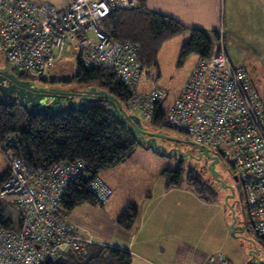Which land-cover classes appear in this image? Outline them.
<instances>
[{
	"label": "built area",
	"instance_id": "obj_1",
	"mask_svg": "<svg viewBox=\"0 0 264 264\" xmlns=\"http://www.w3.org/2000/svg\"><path fill=\"white\" fill-rule=\"evenodd\" d=\"M138 7L139 0H67L61 10L49 3L0 0V54L13 70L43 79L57 60H65L63 55L76 49V60L84 68L111 71L132 94L128 107L151 122L167 93L156 85L138 92L140 80L147 76L139 47L113 39L101 27L111 14ZM219 46L216 55L199 58L165 115V125L228 161L245 195L249 231L264 242V103L246 68L230 63L222 35ZM87 172L81 161L41 171L21 158H10L0 200L16 218L11 219L12 228L0 224V264H54L66 255L64 248L82 254L94 244L80 236L61 211L69 186ZM87 189L98 206L112 196L99 175ZM206 264L231 262L219 255L210 256Z\"/></svg>",
	"mask_w": 264,
	"mask_h": 264
},
{
	"label": "rangeland",
	"instance_id": "obj_2",
	"mask_svg": "<svg viewBox=\"0 0 264 264\" xmlns=\"http://www.w3.org/2000/svg\"><path fill=\"white\" fill-rule=\"evenodd\" d=\"M29 1L38 4L49 3L59 10L63 9L67 3V0ZM235 11H237V8H234ZM259 17L264 19L263 15H259L256 18ZM235 20L236 17H234L231 23V31L228 29L224 31V33H227L224 35L226 36L224 40L228 57L234 65L245 67L247 71L248 69L253 71L249 75L259 98L263 101L264 28L261 34L255 31L251 32L249 28L242 29L240 24L234 22ZM241 30L248 37L242 36ZM89 35L94 36L91 32H89ZM186 39L187 35L180 33L166 41L159 51L157 65L155 67L147 70L142 63L143 71L147 73V76L142 77L137 91L148 92L154 85L164 90L167 95L159 104L164 114L170 111L174 100L180 95L184 84L198 62L195 54H191L185 59L181 58L182 47L189 41L186 42ZM62 58L66 60H57L45 78L29 79L34 80L38 85L42 84L46 86L48 89L58 90L64 87L76 88L74 87L76 85L70 84L67 86L63 82L60 84H52L59 83V81H68L77 72L78 61L76 60V49L71 48ZM253 63L257 65L252 66ZM0 70H9L10 72L13 70L12 66L7 63L2 54H0ZM73 101L74 103L72 104H74L76 109H79L80 105L78 104V100L74 98ZM128 112L138 117L134 109L129 108ZM140 120L143 127H149L150 131L156 132L151 128L152 126L149 122ZM163 133L166 137L175 138L179 141H184V143L160 141L155 143L156 146L154 148L156 147V150H149L144 148V146H148V140L140 136L144 140V146L137 144L119 165L105 169L117 168L113 172H115L114 176L117 180L118 188L111 198L117 196V199L121 201L128 199L129 203H133L136 207L141 208L144 197L147 198L155 195L157 185L164 179V173L173 172L177 169H180L181 173L179 187L187 186L190 173L194 176L202 175L205 179H213L212 175L206 172L207 169L204 163L190 156V153L193 152V147L189 144L192 143V140L188 135L168 127L165 128ZM0 156L3 160L2 162L7 164L6 156L1 151ZM216 170L219 172V177L226 186L234 187L235 198L229 200V202L234 205L237 219L236 226L245 228L244 232L241 234L236 233L235 236L232 235L234 217L230 208L225 203V197L228 192L221 188L218 189L217 185L211 186V191L216 193V196L213 198L214 200H211L212 194L207 193L204 195L207 201H198L199 203L191 195L172 193L170 195V204L162 208L166 223L162 225V228L159 226L158 229H162L168 235L171 240L170 245L173 244L174 241L172 240L175 237H180L188 245H193L194 248L204 250L209 256L218 258L219 255H222L231 264H264V242L257 237L255 232L247 231L249 230V218L246 199L242 188L234 180V171L228 161L223 158H220V161L216 165ZM101 176V178L105 179V175L102 174ZM108 184L114 191L115 184ZM107 206L94 207L84 204L73 211H64L63 213L67 216V223H75L82 231L94 235L100 240L105 239L106 241L116 242L120 238V232H124V229L114 224L111 213H108V215L105 214L104 209ZM114 209L119 219L124 210L121 212L118 210V206H115ZM11 210V208H7V212H12L13 210ZM147 226L150 228V225ZM116 228L119 229L116 230ZM64 251L66 255L63 258H65L64 261L66 263H70L73 260L80 262L83 260V258L71 254L68 248H64ZM70 256L74 257V259Z\"/></svg>",
	"mask_w": 264,
	"mask_h": 264
},
{
	"label": "trees",
	"instance_id": "obj_3",
	"mask_svg": "<svg viewBox=\"0 0 264 264\" xmlns=\"http://www.w3.org/2000/svg\"><path fill=\"white\" fill-rule=\"evenodd\" d=\"M147 3L148 0H139L137 9L115 12L101 22V27L113 39L132 42L139 47L140 60L147 70L157 65L163 43L180 33L188 32L190 35L189 41L182 47V59L191 54L198 55L199 58L212 56L213 42L207 33L186 28L171 17L157 14L148 8ZM212 36L220 42L221 34L214 33ZM11 72L24 81L31 78L16 70ZM61 82L67 86L76 85L74 87L81 92L96 88L99 92L114 97L128 112V102L132 94L107 69H87L78 62L77 72L72 79L52 84ZM89 98L91 100L85 102V108L79 106L78 110L57 115L30 114L18 103L0 101V147L5 145L0 150L9 160L14 157L21 158L27 166L41 171L76 161L87 165L86 177L69 186L61 204L63 212L73 211L84 204L98 206L95 197L87 189L90 180L101 171L120 164L137 146L135 136L126 125L116 119L108 104L97 95H91ZM165 115L159 105L155 107L153 118L149 122L151 128L156 131L154 133L164 134L167 127ZM144 128L150 131L149 127ZM180 174V169L164 173L167 188L180 186ZM6 178L0 177V188ZM187 187L205 201L207 200L204 195L207 193L212 194L211 200L216 196V193L211 191L209 181L202 175L194 176L190 173ZM7 213L6 204L0 200V224L12 228L14 225ZM137 216V210L128 207L119 217L117 224L121 229L129 230ZM71 254L83 260L66 263L65 258H62L54 264H131L132 260L127 251L95 243L87 246L82 254Z\"/></svg>",
	"mask_w": 264,
	"mask_h": 264
},
{
	"label": "crops",
	"instance_id": "obj_4",
	"mask_svg": "<svg viewBox=\"0 0 264 264\" xmlns=\"http://www.w3.org/2000/svg\"><path fill=\"white\" fill-rule=\"evenodd\" d=\"M147 6L151 11L157 14L175 19L186 28L199 29L207 33L213 42L212 55H216L220 48L219 42H217L212 35L214 33H219L222 35L224 50L228 57L224 40L226 37L224 35L227 33H224V31L227 29L231 31L230 26L234 17H236L234 22L240 24L242 29L249 28L251 32L255 31L261 34L264 28V19L261 17L256 18L259 15L264 16V0H148ZM234 8H237V11L234 12ZM185 34L187 35V42L190 35L188 32ZM241 35L248 37V35H244L243 30H241ZM196 56L199 60V56ZM230 63L238 67L234 65L232 61H230ZM255 65L257 64H252V66ZM252 73L253 71L248 69L247 74L251 82L252 79L250 75ZM5 159L7 164L2 162L3 160L0 156L1 178H6L8 175L9 158L6 156ZM115 169L117 168H110L99 174L100 177H102V174L105 175V179L102 178L104 181L106 180L112 185L115 184L113 191V188L105 181L111 188L112 195L116 193L118 188L117 180L114 176L115 172H113ZM163 177L164 179L157 185L155 195H151L147 198L144 197L141 208L136 207L133 203H129L128 199L121 201L117 199V196L110 198L109 202L111 203L109 206H107L109 202L105 205L107 207L104 209V212L107 215L111 213L112 221H114L115 225H118V215H116V211H114L115 206H118V210L121 212L122 210L125 211L128 207H133L138 212V216L131 229L120 232V238L116 242L106 241L105 239H101L103 240L101 241L94 235L82 231L75 223L68 224L74 226L80 236L91 240L97 245L127 251L132 257L131 264H206L210 257L207 252L196 247L194 248L193 245H188L185 240L180 237H175V239L172 240L174 241L173 244L170 245L171 240L168 235H166L162 229H158L159 226L162 228V225L166 223L162 208L170 204V195H172V193L188 194L191 195L195 201L203 202V199L187 186L167 188V179L165 176ZM7 216L11 219L16 218L13 211L8 212ZM147 225H150V228ZM118 229L119 228H116V230Z\"/></svg>",
	"mask_w": 264,
	"mask_h": 264
},
{
	"label": "water",
	"instance_id": "obj_5",
	"mask_svg": "<svg viewBox=\"0 0 264 264\" xmlns=\"http://www.w3.org/2000/svg\"><path fill=\"white\" fill-rule=\"evenodd\" d=\"M97 95L100 99L104 100L111 108L113 115L123 125H126L128 130L135 136L137 144L144 146L145 136L152 137L153 140L148 142V146H144L146 149L156 150L154 138L164 139L166 141H175L183 144L184 141H179L175 138L166 137L161 133H154L146 130L141 125L139 117L129 114L122 105L112 96L99 92L96 88H91L86 92H81L77 88L73 89H48L46 87H39L32 81H24L10 72L9 70H0V101L18 103L28 113H46L50 115L62 114L71 110H78L75 108L73 99H79V105L85 108V102L90 101L89 96ZM142 136V138L138 137ZM141 139V140H140ZM193 150L198 149L200 157L211 161L207 167V171L212 175L213 182L219 185L218 189L221 188L224 191L229 192L225 197V203L230 208L234 217L232 224V235L236 233H243L245 228L236 226L237 219L235 216L234 205L230 204L229 200L235 198V190L232 186H226L219 177V172L215 169L218 164L219 158L210 155L205 147L199 146L196 143H189ZM191 154V153H190ZM199 159V158H198ZM235 182L237 178L234 177ZM249 231V230H247Z\"/></svg>",
	"mask_w": 264,
	"mask_h": 264
},
{
	"label": "flooded vegetation",
	"instance_id": "obj_6",
	"mask_svg": "<svg viewBox=\"0 0 264 264\" xmlns=\"http://www.w3.org/2000/svg\"><path fill=\"white\" fill-rule=\"evenodd\" d=\"M13 73V72H12ZM25 81H30V80H25ZM32 82H34L35 83V81H32ZM37 86H39V87H46V86H44V85H42V84H37V83H35ZM79 99L80 98H77V100H78V103H79ZM140 136V135H139ZM138 136V137H139ZM145 138H146V140H148V141H152L153 140V138L152 137H147V136H145ZM154 140H155V143H157V142H164V141H166V140H164V139H160V138H154ZM196 152V153H195ZM190 156H192V157H195V158H197V160L199 161V162H202V163H204V165L206 166V169H207V167H208V165L211 163V161H209V160H207V159H205L203 156L202 157H200V152H199V150L198 149H195V150H193V152H191V154H190ZM212 156V155H211ZM199 158V159H198ZM219 161H220V159H219ZM218 161V162H219ZM215 169H216V166H215ZM206 172H208L207 170H206ZM208 181H210L209 182V184L211 185V186H215V185H217L218 187H219V185L218 184H216L215 182H213V179L211 178V179H207ZM229 193V192H228Z\"/></svg>",
	"mask_w": 264,
	"mask_h": 264
}]
</instances>
